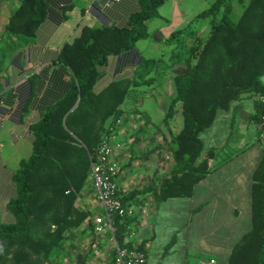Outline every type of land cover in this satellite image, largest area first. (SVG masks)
<instances>
[{
    "label": "crops",
    "instance_id": "0c3cea01",
    "mask_svg": "<svg viewBox=\"0 0 264 264\" xmlns=\"http://www.w3.org/2000/svg\"><path fill=\"white\" fill-rule=\"evenodd\" d=\"M47 1L49 14L35 39L7 52L0 67V215L6 222L13 221L8 209L16 196L13 176L33 152L35 137L30 126L59 103L75 81L72 71L58 59L61 49L86 27H126L140 10V0ZM214 1L166 0L160 15L147 22V38L139 39L129 51L111 55L98 67L94 90L101 92L113 81L137 77L144 59L155 61L137 77L140 84L133 86L125 111L114 125L122 143L116 151L122 196L159 185L171 174L175 165L172 132L184 126L181 111L172 121L165 120L175 95L171 83L186 69L194 38L209 35L211 19L199 14ZM1 4L11 9L8 19L16 3L0 0ZM259 98L243 95L220 110L211 127L201 133V160L215 150L213 169L196 185L193 196L157 203L151 192L134 193L130 206L135 209L131 218L137 235L131 243L146 251L147 264H200L209 258L228 264L235 244L252 228L253 173L264 152L263 125L254 118ZM77 205L91 216L69 233L66 245L50 264H113V235L96 229L95 219L104 209L91 176Z\"/></svg>",
    "mask_w": 264,
    "mask_h": 264
},
{
    "label": "trees",
    "instance_id": "16d2710c",
    "mask_svg": "<svg viewBox=\"0 0 264 264\" xmlns=\"http://www.w3.org/2000/svg\"><path fill=\"white\" fill-rule=\"evenodd\" d=\"M17 1V9L0 32V67L7 52L35 39L49 14L47 0ZM165 1L140 0V10L128 26L86 27L61 49L58 59L75 81L67 95L30 126L33 152L13 176L16 196L8 203L13 221L6 222L0 215V264H50L69 233L90 218L91 213L77 201L91 176L92 161L125 111L133 86L140 84L137 77L155 61L144 59L137 77L113 81L101 92L94 90L98 67L147 38V22L160 15ZM234 1L215 0L199 14L211 19L209 35L194 38L186 69L174 76L176 92L165 120L172 121L181 111L184 126L172 132L171 174L159 185L119 194L125 206H130L134 193L151 192L157 203L193 196L196 185L213 169L215 150L201 160V133L211 127L220 110L243 95L264 97V0H237L243 7L238 20L232 17ZM258 110L254 118L262 124L263 103L259 102ZM113 220L119 248L132 249L127 227L133 218L115 215ZM117 254L115 248L113 264H121ZM228 264H264V152L253 173L252 228L235 244Z\"/></svg>",
    "mask_w": 264,
    "mask_h": 264
},
{
    "label": "built area",
    "instance_id": "2783aa9c",
    "mask_svg": "<svg viewBox=\"0 0 264 264\" xmlns=\"http://www.w3.org/2000/svg\"><path fill=\"white\" fill-rule=\"evenodd\" d=\"M259 102L264 104V97L259 98ZM262 125H264V113L262 115ZM122 147L118 134L113 131L108 133L100 145L96 158L91 165V179L98 198L104 209V213L95 219L98 231L109 230L113 235V241L117 249V260L121 264H147V253L139 244H133L132 249L119 248L115 237V226L113 216L121 218L131 217L135 209L125 206L119 197L118 178L121 173V166L116 158V151ZM137 235V231L131 224L127 227V242H131ZM217 260L210 258L201 261L200 264H216Z\"/></svg>",
    "mask_w": 264,
    "mask_h": 264
},
{
    "label": "rangeland",
    "instance_id": "374dc122",
    "mask_svg": "<svg viewBox=\"0 0 264 264\" xmlns=\"http://www.w3.org/2000/svg\"><path fill=\"white\" fill-rule=\"evenodd\" d=\"M11 1H14L16 4L14 5L15 7H13L15 10L17 9V7H18V1L17 0H11ZM10 0H9V2H11ZM7 5L5 4V5H0V27L1 26H4L5 25V23H6V16H8L7 14H9V12H11V9H10V7H8L9 9H7V7H6ZM242 5L237 1V0H235L234 1V10H233V13H232V17H233V19L234 20H238L239 19V17H240V15H241V13H242ZM203 26L205 27V22L203 23ZM166 79H165V84L166 85H168V83H169V78L168 77H165ZM172 86L174 87V93L176 92V90H175V83H174V81H172ZM156 107V106H155ZM155 107H154V111H158L159 112V110H160V108L159 107H157L156 109H155ZM154 114H156L155 112H154ZM55 256V255H54ZM53 256V257H54ZM210 259V258H209ZM208 259V260H209Z\"/></svg>",
    "mask_w": 264,
    "mask_h": 264
}]
</instances>
